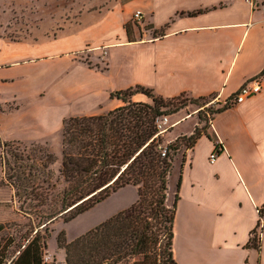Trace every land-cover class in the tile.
<instances>
[{
    "label": "crops",
    "instance_id": "crops-1",
    "mask_svg": "<svg viewBox=\"0 0 264 264\" xmlns=\"http://www.w3.org/2000/svg\"><path fill=\"white\" fill-rule=\"evenodd\" d=\"M251 1L130 0L86 16L96 19L55 38L50 54L35 42L0 39V140L46 142L61 133L63 119L106 114L123 105L112 93L134 87L163 99L213 97L223 104L262 74L258 94L213 115L210 134L220 145L214 163L215 143L206 136L186 153L178 189V176L174 183L172 255L176 264H264V0ZM197 10L205 12L187 15ZM127 192L132 198L112 216L136 201V189L103 202Z\"/></svg>",
    "mask_w": 264,
    "mask_h": 264
},
{
    "label": "trees",
    "instance_id": "trees-1",
    "mask_svg": "<svg viewBox=\"0 0 264 264\" xmlns=\"http://www.w3.org/2000/svg\"><path fill=\"white\" fill-rule=\"evenodd\" d=\"M124 28L129 35V26ZM136 95L151 100L152 105L133 102ZM110 97L123 105L103 115L62 120L60 167L54 182L49 166L55 160L42 146L31 144L28 151L19 152L12 148L18 142H0L4 181L30 222L24 234L0 225L4 236L0 238V264H43L41 254L52 233L48 226L58 216L70 223L127 186L136 189L132 205L72 241L66 240L64 231L57 234L64 264H176L172 255L176 194L171 208L167 206L172 155L180 150L181 141L190 149L201 136L213 141L215 150L220 145L215 137L195 128L188 138L168 144L161 157L158 146L162 140L155 137V119L166 115L179 97L163 99L142 87L114 92ZM225 109L223 106L216 113ZM58 182L63 185L60 190L56 189ZM179 184L178 176L176 189ZM248 246L256 247L255 238L251 237Z\"/></svg>",
    "mask_w": 264,
    "mask_h": 264
},
{
    "label": "rangeland",
    "instance_id": "rangeland-1",
    "mask_svg": "<svg viewBox=\"0 0 264 264\" xmlns=\"http://www.w3.org/2000/svg\"><path fill=\"white\" fill-rule=\"evenodd\" d=\"M128 1L130 0H0V39L9 42H35L38 43L40 51L50 54L54 50L53 48H57L51 45L55 38L78 33L79 29L83 28V25H90L96 19V17L92 19L86 16L105 14ZM77 55L84 58V60L87 59L85 58L86 52H79ZM145 100L143 103L152 105L151 100ZM213 102L214 100L210 98L199 100L186 95L173 101L167 114L159 116H166L169 124L174 125L161 136L162 145L167 146L168 144H172L177 138H188L190 135L186 134L190 131L193 133L195 128L199 132L204 131L211 135L210 121L217 110L223 107V104L216 105ZM60 138L61 134L57 132L50 136L46 142L37 144L46 149L47 153L55 160L49 166V169L53 173L52 182L56 180L60 167ZM0 142L3 141L0 140ZM18 143L19 145L12 147L14 150L19 152L28 151L29 144ZM180 144V150L175 155H172L173 170L168 181L170 183V191L168 189L169 200L167 201L169 209L174 201L175 179L178 176L182 161L185 160L186 153L189 150L185 147V142L181 141ZM2 156L3 149L0 144V225L4 226L7 231L10 230L9 232L14 231L24 234L30 222L20 211L19 203L13 197V190L4 181L5 167ZM62 188L63 185L58 182L56 189L60 190ZM132 194L130 193L129 195V192H127L126 195H116L110 201L102 203L84 217L67 224L63 223L62 218L58 216L48 226V233H51V231L52 233L50 239H46V247L41 254L42 263L62 264L60 259L62 255L64 256V250L59 249L55 241L60 231L65 232L68 242L72 241L84 234L83 232L91 227V224L100 218L103 220V216L107 217L111 215L118 207L127 203L132 198ZM1 237H4L3 232L0 233ZM158 247L159 244L157 245ZM46 259L48 261H45ZM133 260L138 261L141 258H134Z\"/></svg>",
    "mask_w": 264,
    "mask_h": 264
},
{
    "label": "built area",
    "instance_id": "built-area-1",
    "mask_svg": "<svg viewBox=\"0 0 264 264\" xmlns=\"http://www.w3.org/2000/svg\"><path fill=\"white\" fill-rule=\"evenodd\" d=\"M247 1L253 3L251 0H247ZM260 6L264 7V3H262ZM132 20L135 23L141 22L142 13L140 11L134 12L132 16ZM262 88H263V76L261 74V75L255 76L254 78H251L250 80L242 84L240 88L238 89V91L229 100L223 103V106L229 108V107H233L235 105L241 104L247 98L258 94L262 90ZM173 126L174 125L169 124L168 118L166 116H161V117L156 118L155 128L157 130V134L155 135V137L157 136L161 137L165 132H167L168 129L172 128ZM210 127L212 129L211 121H210ZM166 147L167 146H163L162 144L158 146L161 157H165ZM217 152L218 150H215L212 154H210L209 156L210 164L214 163L216 156H217ZM263 225H264V220H261L259 226L263 227ZM255 235H256V232L254 231L251 234V237L255 238ZM45 261H48V259H46Z\"/></svg>",
    "mask_w": 264,
    "mask_h": 264
}]
</instances>
